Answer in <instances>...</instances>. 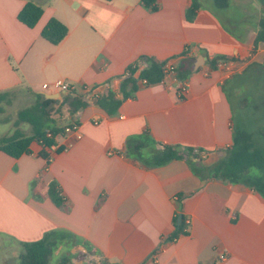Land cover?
I'll use <instances>...</instances> for the list:
<instances>
[{
    "label": "crops",
    "instance_id": "obj_1",
    "mask_svg": "<svg viewBox=\"0 0 264 264\" xmlns=\"http://www.w3.org/2000/svg\"><path fill=\"white\" fill-rule=\"evenodd\" d=\"M35 1L44 13L31 28L18 17L27 0H0V93L26 92L35 98L29 108L38 94H51L43 84L63 80L78 92L82 86L112 90L122 104L114 115L90 104L74 119L65 108L61 125L75 120L81 139L70 133L52 148L33 143L31 154L18 159L0 150V264H19L23 244L51 231L80 243L70 252L76 264H215L219 252L227 254L225 264H264V196L244 183L193 171L194 165L214 166L234 145L235 109L245 113L248 91L231 89V101L227 86L264 65V43L256 44L261 3L228 0L219 8L215 0H197L193 14L194 0H155L156 10L142 0ZM52 18L69 29L59 45L42 37ZM199 56L205 64L188 78L169 74L149 86L140 81L122 98V76L141 59L136 77L147 67L144 60L177 69ZM221 61L231 68L219 67ZM184 81L188 89L179 96ZM251 96L264 99V92ZM256 104L263 115V102ZM146 134L154 144L145 158L160 145L203 153L146 168L127 147L130 138ZM251 174L264 179V169ZM52 183L61 207L49 195ZM180 214L183 234L173 238ZM63 250L60 245L56 254Z\"/></svg>",
    "mask_w": 264,
    "mask_h": 264
},
{
    "label": "trees",
    "instance_id": "obj_2",
    "mask_svg": "<svg viewBox=\"0 0 264 264\" xmlns=\"http://www.w3.org/2000/svg\"><path fill=\"white\" fill-rule=\"evenodd\" d=\"M257 1L264 8V0ZM142 3L147 8L157 9L155 0H142ZM215 5L219 8H225L228 6V0H215ZM199 8V3L194 0L191 13L195 14ZM43 13L44 8L36 3L35 0H27L18 17L22 23L32 28L39 22ZM259 27L256 44L264 43V17L261 19ZM68 34L69 29L57 19L52 18L44 28L42 37L53 45H59ZM140 61L130 66L122 76L120 94H122L123 99L130 97L133 92L138 90L140 81H147L146 86H149L161 83L166 77V63H159L154 60H144L147 63V67L136 77V72L141 70L143 66V60L141 59ZM194 61L195 59L183 62L177 69L175 68L180 79H186L192 74ZM217 61L218 59H214L210 62L213 69L217 68ZM241 85L246 87L248 93H244L242 100L244 101L242 108H245V113L241 124L236 125L234 129L233 147L214 166L202 169L194 165L193 171L202 177L206 176L230 183H244L264 196V179L262 177H254L251 174L252 169H264V145L261 146V141H264V129L259 130V126L264 125V114L258 115L257 111H254V108L258 107L256 103L259 101L263 102L262 108H264V99L251 96L254 91L264 92V65L253 66L242 76H235L231 79L227 86L231 101L234 99L232 90L238 91ZM98 88V86H82L81 92H78V87L76 86L75 90L64 95L63 100L61 98L59 100H48L38 94L35 105L18 112L17 119L14 122L15 130L11 134L0 135V150L18 159L25 154H31V145L33 143H38L48 148L56 146L57 138L66 135L65 129L77 123L74 120L67 126L61 125L60 118L65 108L68 109L73 119L90 104L101 107L109 115L116 114L122 104V100L118 99L117 94L112 90L102 93ZM9 94L7 92L0 93V105L7 100ZM0 111H2L1 108ZM24 126H29L30 131L26 132L23 128ZM48 134H51V136L49 137ZM153 144L148 134L141 138H130L127 144L129 155L141 162L146 168H151L185 157L199 159L201 153H203V151L193 148L182 150L178 146L160 145L161 148L159 150L152 153L149 158H145L143 151L151 148ZM49 195L57 206H63V199L56 184L52 183L49 186ZM184 227V221L180 225L176 224L173 238L183 234ZM78 244L80 245V243L75 241V238L64 232L51 231L39 241L23 244V251L19 256V264H52L55 251L60 245H68L69 248L70 246L73 248L78 246ZM56 264H76V260L67 255L62 257Z\"/></svg>",
    "mask_w": 264,
    "mask_h": 264
},
{
    "label": "rangeland",
    "instance_id": "obj_3",
    "mask_svg": "<svg viewBox=\"0 0 264 264\" xmlns=\"http://www.w3.org/2000/svg\"><path fill=\"white\" fill-rule=\"evenodd\" d=\"M53 91L54 90L51 89L47 93H53ZM63 98H64V95H61L62 100H63ZM34 100H35V98H30L29 94H27L26 92H24L22 90L10 92L7 100L4 101L0 105V108L2 109V111H0V135L11 134L15 130L14 122L17 119L18 112L20 110L24 109L25 107H27L29 105V102H31V101L34 102ZM242 115L243 114H242L241 110L236 107V109H235V123H236V125L240 124V118L242 117ZM64 123L67 124V121L65 120ZM23 128L26 132L30 131L29 126H24ZM61 246L64 247V250H63V252L59 251L60 255L56 254L57 250L55 251L52 264H56L57 262H59V260L62 257H65L67 255H69L70 257H73V259H74V256H72V254H70V252L72 250V246H70V248L68 247V245L67 246L61 245ZM85 247L88 248L87 246H85ZM9 264H16L15 260L14 261L11 260Z\"/></svg>",
    "mask_w": 264,
    "mask_h": 264
},
{
    "label": "built area",
    "instance_id": "obj_4",
    "mask_svg": "<svg viewBox=\"0 0 264 264\" xmlns=\"http://www.w3.org/2000/svg\"><path fill=\"white\" fill-rule=\"evenodd\" d=\"M218 66L221 67V68H231L232 62H223V61H221ZM169 74H174V75L177 74L176 73V69H175L174 66H172L170 64H166V76L169 75ZM142 85L146 86L147 85V81L143 80L142 81ZM42 89L44 91H48V90L53 89L54 90L53 93H63V92H69L70 93L71 91L76 89V85L70 84V83L65 82L63 80H57L53 84H43L42 85ZM187 89H188L187 81L182 82V84H181V86L179 87V90H178V95L182 96L183 94H185ZM99 91H101V90H99ZM70 133H76V134H78L77 137L79 139L82 138V136L79 134V125L77 123H74V124H72L71 126H69V127H67L65 129V134L66 135H68ZM48 136L50 137L51 134H48ZM66 149L67 148H65V150ZM186 222H187V227H186L185 231L188 230V227H189V224H190L189 220H187ZM227 259H228V256H227L226 253L219 252L217 254V258H216V263L215 264H225Z\"/></svg>",
    "mask_w": 264,
    "mask_h": 264
},
{
    "label": "water",
    "instance_id": "obj_5",
    "mask_svg": "<svg viewBox=\"0 0 264 264\" xmlns=\"http://www.w3.org/2000/svg\"><path fill=\"white\" fill-rule=\"evenodd\" d=\"M206 58L203 56H199L193 65V72H197V70L205 64ZM69 94V92H63V93H51L46 94L45 99L48 100H59L61 98V95ZM183 220V215L180 214L177 219V224L180 225Z\"/></svg>",
    "mask_w": 264,
    "mask_h": 264
}]
</instances>
